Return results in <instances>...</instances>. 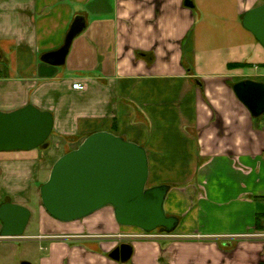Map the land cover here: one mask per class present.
<instances>
[{
    "label": "crops",
    "instance_id": "0c3cea01",
    "mask_svg": "<svg viewBox=\"0 0 264 264\" xmlns=\"http://www.w3.org/2000/svg\"><path fill=\"white\" fill-rule=\"evenodd\" d=\"M186 1L0 0V109L33 104L54 114V131L67 124L62 133L83 141L106 131L144 147L149 181L171 187L166 211L180 220L143 240L112 207L68 230L45 210L33 264H264V115L233 90L264 83V47L243 26L264 0ZM78 17L87 26L66 64L43 62ZM34 151L1 155L25 177L44 169ZM123 243L133 246L127 263L110 258Z\"/></svg>",
    "mask_w": 264,
    "mask_h": 264
},
{
    "label": "water",
    "instance_id": "95a60500",
    "mask_svg": "<svg viewBox=\"0 0 264 264\" xmlns=\"http://www.w3.org/2000/svg\"><path fill=\"white\" fill-rule=\"evenodd\" d=\"M185 4L193 7L190 0ZM86 26L84 17L76 18L63 47L45 54L42 61L53 66L65 65L74 39ZM243 26L264 47V3L245 14ZM233 90L254 118L264 115V83L246 79L235 83ZM54 128V114L33 104L12 112L0 110V153L47 149ZM149 177V156L144 147L99 131L57 160L48 181L40 188L41 201L46 212L63 223L81 221L112 207L120 226L171 235L180 223L177 216L166 211L171 187H148ZM31 218L28 207L3 203L0 241L24 238ZM132 256L133 246L129 243L119 245L110 254V258L122 263L129 262Z\"/></svg>",
    "mask_w": 264,
    "mask_h": 264
},
{
    "label": "rangeland",
    "instance_id": "374dc122",
    "mask_svg": "<svg viewBox=\"0 0 264 264\" xmlns=\"http://www.w3.org/2000/svg\"><path fill=\"white\" fill-rule=\"evenodd\" d=\"M231 13L232 10L229 12V15H231ZM219 42L220 37L215 35L212 40V45H218ZM0 110L7 112L6 110ZM66 125L67 124L59 125L57 130L53 131L48 140L49 148H38L32 153V158H38V156L41 158L40 161L38 159L37 166L43 163V170L37 172V167H35L30 172H27V176L20 177L19 172L15 170L16 168H14L13 171L9 170L8 165L4 164L5 155H1L0 153V206L5 202H20L32 211V218L24 238L8 239L0 242V264H21L23 261H29L33 264L38 262L39 258L44 255L43 250L40 248L46 246L45 242L34 238L41 233L40 218L41 213L45 211L41 201L40 188L48 181L51 170L57 162L56 159L70 152L72 149L78 148L83 142V140L77 138L74 133L63 134L62 130L69 131L64 128ZM69 132L73 131L70 130ZM21 178L25 179L22 180ZM148 187H152L151 181H149ZM83 223L84 221L81 220L80 222L76 221L67 224L59 222V225L67 229ZM1 230L2 224L0 222V232ZM124 230L127 232V230L130 229L125 227ZM156 232L158 233V231ZM52 235L53 234H46L43 236L54 237ZM57 235L59 236V234ZM57 235L55 234V236Z\"/></svg>",
    "mask_w": 264,
    "mask_h": 264
},
{
    "label": "built area",
    "instance_id": "2783aa9c",
    "mask_svg": "<svg viewBox=\"0 0 264 264\" xmlns=\"http://www.w3.org/2000/svg\"><path fill=\"white\" fill-rule=\"evenodd\" d=\"M2 72L0 70V80L2 79ZM140 233L134 235V236H131L133 238H138V239H143V240H161L163 238H165L167 235L169 234H166V233H161L158 231V233L155 231V232H151V233H148V232H144L142 230H139Z\"/></svg>",
    "mask_w": 264,
    "mask_h": 264
},
{
    "label": "trees",
    "instance_id": "16d2710c",
    "mask_svg": "<svg viewBox=\"0 0 264 264\" xmlns=\"http://www.w3.org/2000/svg\"><path fill=\"white\" fill-rule=\"evenodd\" d=\"M240 65H241V64H230L231 67H238V66H240ZM258 224H259V225H258L257 227L263 229V226L260 225V223H258Z\"/></svg>",
    "mask_w": 264,
    "mask_h": 264
},
{
    "label": "flooded vegetation",
    "instance_id": "af4514ba",
    "mask_svg": "<svg viewBox=\"0 0 264 264\" xmlns=\"http://www.w3.org/2000/svg\"><path fill=\"white\" fill-rule=\"evenodd\" d=\"M1 241H3V240H1ZM1 241H0V242H1Z\"/></svg>",
    "mask_w": 264,
    "mask_h": 264
}]
</instances>
